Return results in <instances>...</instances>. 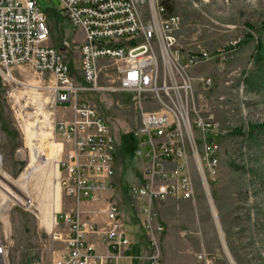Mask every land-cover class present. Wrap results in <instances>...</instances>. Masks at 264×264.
Segmentation results:
<instances>
[{"label": "rangeland", "instance_id": "obj_1", "mask_svg": "<svg viewBox=\"0 0 264 264\" xmlns=\"http://www.w3.org/2000/svg\"><path fill=\"white\" fill-rule=\"evenodd\" d=\"M37 1L47 16L50 44L72 64L76 86H88L80 74L83 30L63 15L60 0ZM140 11L150 19L147 5ZM171 14L180 23L166 54L159 38L151 41L156 78L141 104L132 91L119 89L113 59H99L104 71L98 89L79 92L80 100L104 116L116 141L115 195L109 200L116 199L126 219L142 218L135 188L146 167L136 154L143 111L182 113L191 121L210 118L213 130L193 127L185 136L195 197H171L158 205L164 241L167 232L183 237L204 264H264V63L257 48L264 42V0H169L164 17ZM6 75L0 73V244L5 246L0 264H57L65 243L53 238L54 214L64 211L68 196L62 162L77 145L60 135L55 123L73 120L75 112L55 103L50 72L21 66L12 78ZM212 140L216 175L203 165L201 172L197 160ZM32 161L38 167L28 178ZM177 252L191 262L192 252Z\"/></svg>", "mask_w": 264, "mask_h": 264}, {"label": "built area", "instance_id": "obj_2", "mask_svg": "<svg viewBox=\"0 0 264 264\" xmlns=\"http://www.w3.org/2000/svg\"><path fill=\"white\" fill-rule=\"evenodd\" d=\"M60 3L71 25L84 32V41L79 46L80 73L88 86H76L61 52L50 44L47 16L37 0H0V73L5 75L15 67L26 66L53 75L55 103L68 104L75 112L73 120L59 119L55 123V130L74 139L77 145L62 162L67 175L61 183L68 194L89 196L114 187L117 145L104 116L89 101L80 100L79 92L98 89L104 71L99 59H113L118 63L119 89L132 91L134 101L141 104L156 78L158 59L151 41L159 38L163 42L162 51H168L180 17L177 14L164 17L166 6L160 0H60ZM143 5H147L150 14L148 20L140 11ZM133 41L134 44H125ZM192 62L190 59L187 66ZM105 75L111 76L108 72ZM193 127L206 133L216 126L212 119L200 115L191 121L182 113L173 116L162 111L142 113L136 154L145 159L146 167L143 183L135 188V194L146 216L144 226L154 247L151 264H159V238L164 229L155 220L156 203H165L171 197H195L185 142ZM203 148L202 155L197 152V160L216 175L219 161L214 140L206 141ZM106 213L108 221L100 229L106 241L120 249L128 248L131 241L118 203L111 201ZM84 227L79 216L63 211L55 213L53 238L65 242L57 264H117L106 255L93 254L86 244ZM91 230L99 231L95 226ZM4 252V246L0 245V257Z\"/></svg>", "mask_w": 264, "mask_h": 264}, {"label": "crops", "instance_id": "obj_3", "mask_svg": "<svg viewBox=\"0 0 264 264\" xmlns=\"http://www.w3.org/2000/svg\"><path fill=\"white\" fill-rule=\"evenodd\" d=\"M114 195H115V186L112 189L97 191L95 195L91 193L90 196L83 195V196L77 197V196L68 194V196L65 197V200H63V203H62V208L64 210L63 212H69L75 216H79L81 222L84 223L85 225L84 231H85L86 244L92 249V252L94 255H106L107 258L111 262H115L117 264H151L150 256L154 252V247L152 246L150 236L147 233V230L145 229L143 225V220H142L143 215L142 214H141V217H142L141 219H126L124 217V212L122 208L120 207L121 214H122V220L124 222V228L131 241V245L128 248L122 247L120 249L119 247H114L108 244V242L105 239L104 234L100 231V229H102L108 221L106 210L110 203L109 198H111ZM50 196H51L50 193H48L47 198H50ZM114 200L116 201V199ZM158 205H160V203H158ZM59 211H62V210H58L56 212H59ZM157 213H158V207H157ZM163 215H164V212H163ZM157 220L160 222L158 215H157ZM160 223L164 226V221L163 222L161 221ZM92 226L97 227L99 231L98 232L92 231L91 230ZM163 234H164V231L162 235ZM165 236H166L165 241H164V235L163 237L160 236L159 238V243H160V240L163 239V241L161 242L162 258H161V250H160L159 264H204L206 263L204 259L199 260L200 258L197 259L195 257L196 249H194V247L191 245L186 246L187 243H185V240L183 237L174 238L168 232L166 233ZM174 241L176 242L175 244H174ZM176 247H177V250L179 251L181 250L182 252H184V250H188L189 252H192L193 257L190 259L191 261L190 263L184 262L185 256H182V255H184L185 253H182L181 255H179L180 253L177 252ZM62 252L60 253V256H59L60 258H61ZM179 257L181 258V260Z\"/></svg>", "mask_w": 264, "mask_h": 264}, {"label": "bare ground", "instance_id": "obj_4", "mask_svg": "<svg viewBox=\"0 0 264 264\" xmlns=\"http://www.w3.org/2000/svg\"><path fill=\"white\" fill-rule=\"evenodd\" d=\"M58 49V48H57ZM168 52V51H167ZM164 54H166V49H164V52H163V55ZM68 64V63H67ZM69 66V65H68ZM16 68V67H15ZM70 68V67H69ZM14 69V68H13ZM12 69V70H13ZM70 72H71V70H70ZM12 73V72H11ZM11 73H6V74H8L10 77H11ZM5 74V76H7ZM81 74V73H80ZM72 75V74H71ZM82 76V75H81ZM12 78V77H11ZM83 78V77H82ZM84 80V79H83ZM56 81V80H55ZM85 82V81H84ZM56 85V84H55ZM58 104V103H57ZM60 105H64V106H67L68 104H61V103H59ZM38 151H37V149L36 148H34V155H35V157H38ZM198 164H199V167H200V170H201V172H202V165H201V163H200V161L198 160ZM30 166H31V170H30V172L27 174V175H25L26 177H28L32 172L34 173V171L37 169V165L35 164V162L34 161H32V163L30 164ZM114 171H115V161H114ZM67 175V174H66ZM114 176H115V174H114ZM114 185H115V182H114ZM112 189V188H111ZM106 190H108V189H106ZM100 191H103V190H100ZM67 192V191H66ZM97 192V191H96ZM71 195V194H70ZM95 195V194H94ZM75 196V195H74ZM90 196V195H89ZM119 205V204H118ZM157 207H158V203H156V208H155V210H156V216H155V220L157 221V222H159L158 220H157ZM141 214L143 215V217H144V219H145V214L141 211ZM144 219H143V225H144ZM160 223V222H159ZM145 227V226H144ZM163 228H164V226H163ZM55 229V228H54ZM146 229V228H145ZM163 231H164V229H163ZM163 231H162V233H163ZM161 233V234H162ZM56 240V239H55ZM86 240V239H85ZM60 241H62V240H60ZM64 242V241H63ZM1 245V244H0ZM131 245V244H130ZM130 247V246H129ZM5 248V247H4ZM154 253V252H153ZM151 257V256H150ZM151 261V260H150ZM160 262V261H159ZM115 263V262H114Z\"/></svg>", "mask_w": 264, "mask_h": 264}, {"label": "trees", "instance_id": "obj_5", "mask_svg": "<svg viewBox=\"0 0 264 264\" xmlns=\"http://www.w3.org/2000/svg\"><path fill=\"white\" fill-rule=\"evenodd\" d=\"M169 0H164L162 3L167 7V3ZM258 60L262 61L264 63V42L263 41H259L258 43ZM70 67V70L72 71V64H68ZM83 83L85 84L84 80ZM3 81H2V77L0 76V93H1V87H2Z\"/></svg>", "mask_w": 264, "mask_h": 264}]
</instances>
